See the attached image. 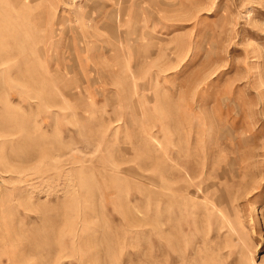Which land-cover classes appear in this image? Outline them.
Returning a JSON list of instances; mask_svg holds the SVG:
<instances>
[{
  "label": "rangeland",
  "instance_id": "rangeland-1",
  "mask_svg": "<svg viewBox=\"0 0 264 264\" xmlns=\"http://www.w3.org/2000/svg\"><path fill=\"white\" fill-rule=\"evenodd\" d=\"M0 264H264V0H0Z\"/></svg>",
  "mask_w": 264,
  "mask_h": 264
}]
</instances>
